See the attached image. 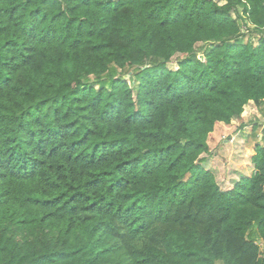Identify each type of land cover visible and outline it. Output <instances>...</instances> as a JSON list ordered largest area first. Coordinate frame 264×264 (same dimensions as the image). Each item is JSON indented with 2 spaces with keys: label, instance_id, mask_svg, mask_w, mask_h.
<instances>
[{
  "label": "trees",
  "instance_id": "trees-1",
  "mask_svg": "<svg viewBox=\"0 0 264 264\" xmlns=\"http://www.w3.org/2000/svg\"><path fill=\"white\" fill-rule=\"evenodd\" d=\"M250 103L264 0H0V264H264V123L203 158Z\"/></svg>",
  "mask_w": 264,
  "mask_h": 264
},
{
  "label": "rangeland",
  "instance_id": "rangeland-1",
  "mask_svg": "<svg viewBox=\"0 0 264 264\" xmlns=\"http://www.w3.org/2000/svg\"><path fill=\"white\" fill-rule=\"evenodd\" d=\"M251 29L254 31V28ZM247 30V28L243 29V33L248 36L246 41L249 40L250 33L252 34L251 30ZM257 36L261 37L262 35L259 33ZM204 48L205 46L202 44L198 45V50L201 51L199 56L201 60H204L202 52ZM184 58L185 56H178L169 65V68L176 71L178 69L177 62ZM132 78L133 74L128 71L126 80L130 85L133 84ZM243 116L245 120L239 119L230 127L220 128L219 125L224 124L217 125L208 142L210 154L207 158L208 163L204 165V168L214 173L217 183L223 191L233 189L241 179L251 176L254 168L251 166V157L254 155L255 146L261 144L260 137L254 136L253 132V124H257V121L263 122L259 112L255 106H248L245 108ZM241 125H244L243 129H240ZM258 135L260 136V130Z\"/></svg>",
  "mask_w": 264,
  "mask_h": 264
},
{
  "label": "crops",
  "instance_id": "crops-1",
  "mask_svg": "<svg viewBox=\"0 0 264 264\" xmlns=\"http://www.w3.org/2000/svg\"><path fill=\"white\" fill-rule=\"evenodd\" d=\"M249 106H255V109H257V112H259L261 118L263 119V122H259V121H257V123H259V124H263V123H264V116H263L261 110L258 109L254 103H250ZM247 107H248V106H247ZM251 110H252V107H251ZM244 118H245V117L243 116L242 119L245 120ZM219 126H220V128H222V127H223V128L230 127V126H227V125H225V124H224V125H219ZM253 127H254V124H253ZM209 154H210V153H209ZM209 154L203 156V158L205 159V164H204V165H206V164L208 163L207 158L209 157ZM251 166H253V165L251 164ZM210 172H211V171H210ZM213 174H214V173H213ZM214 176H215V175H214Z\"/></svg>",
  "mask_w": 264,
  "mask_h": 264
}]
</instances>
